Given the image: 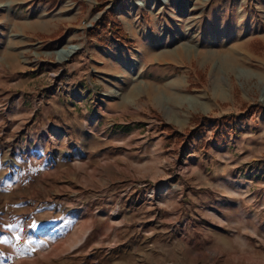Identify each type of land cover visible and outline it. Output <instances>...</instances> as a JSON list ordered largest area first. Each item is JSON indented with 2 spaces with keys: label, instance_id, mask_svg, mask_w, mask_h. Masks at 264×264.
I'll return each mask as SVG.
<instances>
[{
  "label": "rangeland",
  "instance_id": "1",
  "mask_svg": "<svg viewBox=\"0 0 264 264\" xmlns=\"http://www.w3.org/2000/svg\"><path fill=\"white\" fill-rule=\"evenodd\" d=\"M164 1L0 0V264H264V0Z\"/></svg>",
  "mask_w": 264,
  "mask_h": 264
},
{
  "label": "trees",
  "instance_id": "2",
  "mask_svg": "<svg viewBox=\"0 0 264 264\" xmlns=\"http://www.w3.org/2000/svg\"><path fill=\"white\" fill-rule=\"evenodd\" d=\"M97 8H104V5H100ZM107 29V31L103 32V30ZM128 34L123 30L122 27H119L117 24V20L112 17V14L109 10H106L102 13V16L98 20V22L95 24L94 28H91L88 32V38L92 39L93 37H97L98 41L107 43L108 45H112V40L120 41V40H127ZM235 120L234 115L233 116H223L221 119V122L216 123V130L213 133V139L220 143L222 141H226V139L230 135L231 129L235 130V126H230L231 123ZM126 127V126H123ZM128 129V128H126ZM166 129L169 131H172L171 126L166 125ZM204 130V125H200L199 128L196 131H193L190 133V135H184L180 132H176V138L178 141H188V142H194V140H198L199 145L205 148L210 147L209 141H203L199 134L201 131ZM259 165H264V160L260 161Z\"/></svg>",
  "mask_w": 264,
  "mask_h": 264
},
{
  "label": "crops",
  "instance_id": "3",
  "mask_svg": "<svg viewBox=\"0 0 264 264\" xmlns=\"http://www.w3.org/2000/svg\"><path fill=\"white\" fill-rule=\"evenodd\" d=\"M133 27V26H132ZM131 39V38H130ZM103 45V44H102ZM104 47H107L106 45ZM108 49H110L109 47H107ZM96 50L99 52V54L107 56L109 58H111L112 61H116L118 63V61L113 57V54L110 53L109 51L103 49V48H96ZM239 207H241L242 211L247 212V205L245 203H239L238 204ZM244 218L247 219L251 216H253V214H251L249 211L247 212V214H243ZM256 217V216H255ZM213 231L214 233L211 235L210 240L214 241L213 238H215L217 240V242L222 241V244H219L218 246H214V248H217L219 252H222L224 250L226 251H235L234 250V246L235 244H232L233 242H236L238 244H241L239 241H241L242 243L246 244L247 246H245V248L247 249H254V250H259L260 252H264V246H263V242L261 241V237L257 234L256 236L246 232L245 230L241 231V233H238L239 230L236 227H226L225 225L221 224V223H215V225H213ZM237 239V240H236ZM224 243H228L227 246H224ZM224 254V253H223Z\"/></svg>",
  "mask_w": 264,
  "mask_h": 264
},
{
  "label": "bare ground",
  "instance_id": "4",
  "mask_svg": "<svg viewBox=\"0 0 264 264\" xmlns=\"http://www.w3.org/2000/svg\"><path fill=\"white\" fill-rule=\"evenodd\" d=\"M79 47L75 45H70L65 48H62L61 50L58 51V57L59 58H66L70 55H72Z\"/></svg>",
  "mask_w": 264,
  "mask_h": 264
},
{
  "label": "snow or ice",
  "instance_id": "5",
  "mask_svg": "<svg viewBox=\"0 0 264 264\" xmlns=\"http://www.w3.org/2000/svg\"><path fill=\"white\" fill-rule=\"evenodd\" d=\"M35 225H33V227H34ZM9 227H11V225H9ZM17 239H19V237H17Z\"/></svg>",
  "mask_w": 264,
  "mask_h": 264
},
{
  "label": "built area",
  "instance_id": "6",
  "mask_svg": "<svg viewBox=\"0 0 264 264\" xmlns=\"http://www.w3.org/2000/svg\"><path fill=\"white\" fill-rule=\"evenodd\" d=\"M164 1V0H163ZM181 1V0H178V2ZM165 2V1H164Z\"/></svg>",
  "mask_w": 264,
  "mask_h": 264
}]
</instances>
